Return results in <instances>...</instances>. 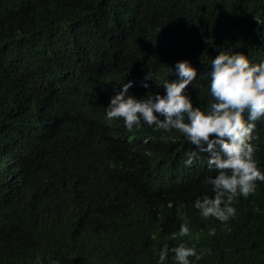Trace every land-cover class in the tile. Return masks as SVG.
Listing matches in <instances>:
<instances>
[{"label": "trees", "instance_id": "trees-1", "mask_svg": "<svg viewBox=\"0 0 264 264\" xmlns=\"http://www.w3.org/2000/svg\"><path fill=\"white\" fill-rule=\"evenodd\" d=\"M256 18L264 0H0V264H157L181 242L205 250L195 264H264V182L234 199L233 218L205 219L193 201L212 195L207 153L185 167L179 131L129 130L104 108L129 80L137 98L163 94L185 59L204 86L186 91L206 108L211 58L264 60Z\"/></svg>", "mask_w": 264, "mask_h": 264}, {"label": "clouds", "instance_id": "clouds-1", "mask_svg": "<svg viewBox=\"0 0 264 264\" xmlns=\"http://www.w3.org/2000/svg\"><path fill=\"white\" fill-rule=\"evenodd\" d=\"M257 22L264 38V20ZM171 69L177 78L163 81V94L151 92L137 98L129 92L134 81L122 83L104 107L106 118L122 119L129 130L147 124L155 129L179 131L192 145L185 152V167H191L202 153H207V167L215 175L205 177L204 182L211 186L212 195L197 196L193 207L205 219L213 217L226 222L236 214L234 199L247 198L255 192L257 181L264 182V169L258 166L256 146L251 143L255 122L264 120V60L254 62L243 52L223 50L211 58L206 88L212 102L203 109L194 106L186 91L193 81L194 88L204 90L197 82V69L187 59L177 61ZM150 79L153 77L148 74L144 88H149ZM26 130L24 123L12 135L20 136ZM215 231L210 229L209 235ZM179 235L191 238L187 222L180 223ZM204 253L203 249L198 251L181 242L173 246L165 243L154 254L158 255L157 264H165L170 254L176 264H195Z\"/></svg>", "mask_w": 264, "mask_h": 264}]
</instances>
